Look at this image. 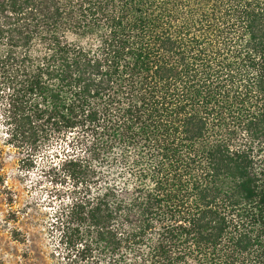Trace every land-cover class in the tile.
I'll use <instances>...</instances> for the list:
<instances>
[{"label":"trees","instance_id":"1","mask_svg":"<svg viewBox=\"0 0 264 264\" xmlns=\"http://www.w3.org/2000/svg\"><path fill=\"white\" fill-rule=\"evenodd\" d=\"M0 110L60 264H264V0H0Z\"/></svg>","mask_w":264,"mask_h":264},{"label":"rangeland","instance_id":"2","mask_svg":"<svg viewBox=\"0 0 264 264\" xmlns=\"http://www.w3.org/2000/svg\"><path fill=\"white\" fill-rule=\"evenodd\" d=\"M7 139L0 110V264H60L51 224L67 184L53 183L47 172L59 163L63 144L31 152Z\"/></svg>","mask_w":264,"mask_h":264}]
</instances>
